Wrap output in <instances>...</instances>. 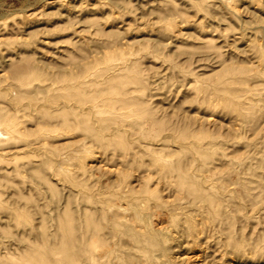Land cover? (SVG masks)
Masks as SVG:
<instances>
[{"label":"rangeland","instance_id":"374dc122","mask_svg":"<svg viewBox=\"0 0 264 264\" xmlns=\"http://www.w3.org/2000/svg\"><path fill=\"white\" fill-rule=\"evenodd\" d=\"M0 131V264H86L102 169L163 164L210 184L184 240L264 264V0H0Z\"/></svg>","mask_w":264,"mask_h":264},{"label":"bare ground","instance_id":"6f19581e","mask_svg":"<svg viewBox=\"0 0 264 264\" xmlns=\"http://www.w3.org/2000/svg\"><path fill=\"white\" fill-rule=\"evenodd\" d=\"M5 137L7 135L0 131V140ZM92 162L85 161L78 169L79 173L85 175L95 166ZM154 168L158 178L156 186H160L156 189L147 183L126 182L117 169H102L113 176L114 183L102 184L100 191L90 192L91 210L84 215V225L90 233L82 247L86 264H213V256L205 246L182 238L184 226L180 222L183 213L202 216L209 211L210 184L204 180L205 175L193 169L186 172L173 169L165 164ZM98 182L97 177L94 183L97 185ZM162 187L171 195H160ZM98 214L103 220L97 218ZM77 237L73 236L71 241L73 259L79 252L73 245L78 241ZM136 243L146 248L143 256L136 253Z\"/></svg>","mask_w":264,"mask_h":264}]
</instances>
